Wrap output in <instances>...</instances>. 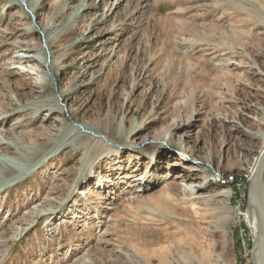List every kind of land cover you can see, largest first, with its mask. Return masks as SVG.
<instances>
[{
    "label": "rangeland",
    "instance_id": "obj_1",
    "mask_svg": "<svg viewBox=\"0 0 264 264\" xmlns=\"http://www.w3.org/2000/svg\"><path fill=\"white\" fill-rule=\"evenodd\" d=\"M30 5L0 0V264H253L264 0Z\"/></svg>",
    "mask_w": 264,
    "mask_h": 264
},
{
    "label": "bare ground",
    "instance_id": "obj_2",
    "mask_svg": "<svg viewBox=\"0 0 264 264\" xmlns=\"http://www.w3.org/2000/svg\"><path fill=\"white\" fill-rule=\"evenodd\" d=\"M5 1H6L7 7L15 5V6H23V7L26 6L27 8H29L30 9L29 11H26L23 9L24 10L23 15L25 18L30 17L31 13H33V11H34V7L30 5L31 0H5ZM50 32H51L50 29L46 30V40H48V41H49L50 36H51ZM237 38H238L237 36L232 35V34L229 37V39H231L232 41L236 40L235 42H237ZM49 51H50L49 48L43 50V53H44V59L43 60H45L46 65L48 64L47 60H48V53H50ZM160 63H161V59H159V63L157 65H159ZM49 68L51 70V68H52L51 65L49 66ZM45 84L48 87H50V81L48 79L45 80ZM63 94L68 95L67 92L62 93V95ZM17 97H18V99L21 100V99H23L24 96L21 94V95H17ZM44 97L49 98L50 95H46ZM58 109L62 110L61 108H58ZM1 123L2 122L0 121V125H1ZM83 128L88 130V128L86 126H84ZM7 135H9V133L4 131V136L6 137ZM263 152H264V150L260 153L255 165L252 167V174L254 173L256 165L258 163V160H259V158ZM31 155H32L31 151L26 152L25 154H20L21 157H27L29 159H31V157H32ZM34 156H35V154H34ZM34 158H36V156ZM204 172L207 174H210V172L208 170H205ZM5 174L6 175L4 176V180L9 181V182L20 179L22 176V175H18V177H17L16 174L13 171H11L10 169H7L5 171ZM252 174H251V176H252ZM210 177H211V175H210ZM223 197H225L227 199L230 198V193L229 192L225 193V195ZM250 197L251 198L249 199V208L247 211V218L250 221V223L253 227V230H254V241H255L254 257L257 261V264H264V237L262 236V234L260 233V230H259L258 220H257V215H256V209H255V203H254V197L252 194H250ZM229 212H231L230 208H229ZM163 261H164V259H163Z\"/></svg>",
    "mask_w": 264,
    "mask_h": 264
},
{
    "label": "water",
    "instance_id": "obj_3",
    "mask_svg": "<svg viewBox=\"0 0 264 264\" xmlns=\"http://www.w3.org/2000/svg\"><path fill=\"white\" fill-rule=\"evenodd\" d=\"M249 199L250 194L254 197L256 215L260 233L264 237V152L261 154L255 171L250 178ZM253 264H257L252 251Z\"/></svg>",
    "mask_w": 264,
    "mask_h": 264
}]
</instances>
